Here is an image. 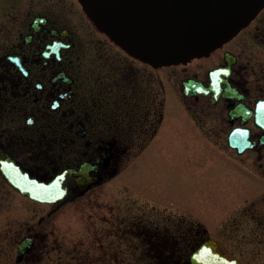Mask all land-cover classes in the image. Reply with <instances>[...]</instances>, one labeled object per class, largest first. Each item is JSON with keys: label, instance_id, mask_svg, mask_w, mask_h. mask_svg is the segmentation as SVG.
Masks as SVG:
<instances>
[{"label": "flooded vegetation", "instance_id": "flooded-vegetation-1", "mask_svg": "<svg viewBox=\"0 0 264 264\" xmlns=\"http://www.w3.org/2000/svg\"><path fill=\"white\" fill-rule=\"evenodd\" d=\"M171 136L246 167L250 185L264 189V7L210 53L154 67L98 29L78 0H0V264L131 263L137 249L144 264H245L225 239L234 223L212 214L204 221L194 204L176 212L148 191L138 214L135 204L98 203L99 192L126 178L123 154L137 151L129 172ZM5 160L45 183L66 171L83 174L64 178L57 201L41 202L9 182ZM168 166L195 177L181 164ZM81 181L88 184L82 193ZM113 207L114 217L101 218L111 227L88 245L101 243L100 251L82 254L64 215ZM257 209L255 255L264 264V207ZM211 240L214 247L194 257Z\"/></svg>", "mask_w": 264, "mask_h": 264}, {"label": "rangeland", "instance_id": "rangeland-1", "mask_svg": "<svg viewBox=\"0 0 264 264\" xmlns=\"http://www.w3.org/2000/svg\"><path fill=\"white\" fill-rule=\"evenodd\" d=\"M180 142L173 136L159 141L151 147L148 154H146L147 151L142 153L135 167L129 172L127 171L133 166L137 151L131 150L123 154L120 161V175L126 171L124 174L126 178L122 179L130 180L131 183L121 179L117 186L104 188V191L98 194V203L107 206L117 203L119 208L133 207L135 204V212L138 214L142 212L138 208L142 206L145 195H149L145 192L148 191L152 194V196L149 195L152 198L156 197V194L163 196L162 203L158 205L168 206L176 212L189 213L190 205L194 204L198 217L204 221L205 217H210L212 214L215 218L221 217L223 221L225 219L226 226L234 223L225 239L233 250L242 255L245 264H259L255 255L257 250L255 215L260 212L257 207H264L259 204L260 198L264 197V189H259V183L256 180H253L254 186L250 185L249 180L252 178L246 167H241L226 157H224L226 162L223 161L219 152L210 149L191 150L185 146L183 140ZM167 164H181L179 168L186 169L195 177L190 178L182 174L180 169L172 166H168L170 170L168 171ZM133 184L136 185V190L133 189ZM188 199H192L193 202H188ZM250 200L254 202V205L244 207L245 201L250 202ZM119 213L121 214L122 211L119 210ZM115 214L113 207L105 210L87 209L83 212L69 210L64 215L67 222L72 224L71 233L75 234L72 235V239L81 249L82 254H98L101 243L90 249L88 245L93 240L97 243L101 229L105 226L111 227L108 223L102 222L101 218L108 216L107 218L111 219ZM111 241L110 237L104 238L102 241L104 248H107ZM136 243L138 246L141 245V241ZM113 244L116 242L113 241ZM125 248L121 244L118 247L119 250ZM143 255V251L137 249L136 261L131 263H128L127 259L120 261L121 264H144L145 259L142 257L145 256ZM125 256L126 254L119 253V258H125Z\"/></svg>", "mask_w": 264, "mask_h": 264}, {"label": "water", "instance_id": "water-1", "mask_svg": "<svg viewBox=\"0 0 264 264\" xmlns=\"http://www.w3.org/2000/svg\"><path fill=\"white\" fill-rule=\"evenodd\" d=\"M78 1L93 23L117 45L155 67L185 63L210 53L234 37L264 7V0ZM1 169L11 184L41 202L57 201L66 191L64 178L83 174V168L76 173L66 171L45 183L6 160ZM83 184L81 181V193L88 187ZM213 242H206L195 255L212 249Z\"/></svg>", "mask_w": 264, "mask_h": 264}]
</instances>
